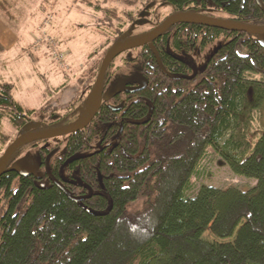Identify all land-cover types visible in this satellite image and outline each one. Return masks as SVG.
<instances>
[{
	"label": "trees",
	"instance_id": "trees-1",
	"mask_svg": "<svg viewBox=\"0 0 264 264\" xmlns=\"http://www.w3.org/2000/svg\"><path fill=\"white\" fill-rule=\"evenodd\" d=\"M104 1L113 5L102 10L98 28L114 45L138 27L146 29L137 39L144 37L180 13L264 27V0ZM107 53L81 89H68L77 92L71 97L79 107L71 104L63 114L34 121V112L13 99V85L0 84V157L13 142L2 131L5 120L19 136L77 123ZM136 76L146 78L145 89L111 96L118 82ZM263 102L260 36L177 24L121 54L110 64L101 108L88 127L50 140L52 151L37 150L41 141L27 144L6 164L0 264H264V130L253 146L248 140ZM209 149L256 185H204L187 196ZM27 153L31 167L50 159L59 169L67 160L60 173L79 184L66 190L84 200L72 201L49 180L21 176L17 164ZM209 231L215 241L205 237Z\"/></svg>",
	"mask_w": 264,
	"mask_h": 264
},
{
	"label": "rangeland",
	"instance_id": "rangeland-1",
	"mask_svg": "<svg viewBox=\"0 0 264 264\" xmlns=\"http://www.w3.org/2000/svg\"><path fill=\"white\" fill-rule=\"evenodd\" d=\"M112 5L104 0H0V38L13 42L0 54V84L13 85V99L26 113L34 112L31 115L34 121L53 111L63 114L71 104L74 108L79 107L76 98L73 99L75 95L71 97L77 92L68 89L74 90L76 86L81 89L91 67L100 62L114 45L111 37L100 33L98 28L102 24V10ZM49 19L51 23L47 26ZM144 29L145 26L138 27L127 35L126 41L137 39ZM56 53H62L65 58L62 61L57 59ZM90 108L91 103L85 111L82 110L83 117L79 121L85 118ZM254 119L248 133L252 146L264 130V102ZM2 131L9 141L19 137L8 120L3 122ZM23 149V153L29 151ZM27 158L28 153L19 162ZM204 185L220 189L237 186L248 190L256 185V181L235 175L223 164L219 154L209 149L191 180L187 196L194 197ZM4 212L5 206L0 198V219ZM205 237L211 241L216 239L210 231Z\"/></svg>",
	"mask_w": 264,
	"mask_h": 264
},
{
	"label": "water",
	"instance_id": "water-1",
	"mask_svg": "<svg viewBox=\"0 0 264 264\" xmlns=\"http://www.w3.org/2000/svg\"><path fill=\"white\" fill-rule=\"evenodd\" d=\"M177 24H197V25L221 29V30H228V31H233V32H244L249 35L260 36L261 43L264 44V27L247 26V25H243V24L225 20V19L207 18V17L198 16V15L189 14V13H180V14L172 15L162 25L158 26L156 29H154L152 32H150L148 35L144 37H141L139 39L132 40V41H124V42L116 43L109 49L100 67L99 74L94 83L91 96H90L91 108L88 114L85 116V118L82 121H79L75 124L65 126L62 128L46 130V131H41V132L25 133V134L20 135L15 141H13V143L9 146L6 152L0 157V177L2 176L4 172L6 164L8 163L10 158L19 148L27 144H31V143L38 142V141L51 140L55 138L65 137L69 134L78 132L80 130H84L86 127H88L90 123L94 120L97 112L101 108V105L103 102L104 79H105L106 73L112 61L127 51H131L133 49H137V48L146 46L148 44H152L154 41L159 39L169 28ZM160 67L164 70L163 65L160 64ZM195 76H196V72L191 77H183V76L182 77L185 79L191 80V79H194ZM170 77L180 78L178 76H170ZM130 85L139 86L136 89L130 91L132 93H136V92H139L145 89L148 85V81L146 80L145 77L140 76L131 81L118 82L114 86L115 92L117 94L123 93L127 89L126 87ZM121 133H122V130L119 132L116 138H118L121 135ZM17 169L20 175L24 177L35 174V171L29 167V164L26 161H20L17 164ZM60 186L62 190L67 194V196L72 201L81 202L84 200V198L73 197L63 187V185H60ZM89 190H90L89 197H91L92 191L91 189Z\"/></svg>",
	"mask_w": 264,
	"mask_h": 264
},
{
	"label": "flooded vegetation",
	"instance_id": "flooded-vegetation-1",
	"mask_svg": "<svg viewBox=\"0 0 264 264\" xmlns=\"http://www.w3.org/2000/svg\"><path fill=\"white\" fill-rule=\"evenodd\" d=\"M136 77H132L129 80L131 81V80L135 79ZM137 87H139V86L138 85H130V86H127L126 87L127 89L125 90V92L120 93V94H117L115 92V89H114V90H112V95L111 96H116L117 95V97L119 98V97H122L124 95V93L125 94H132V92H130V91L136 89ZM119 95H121V96H119ZM116 98H115V100H116ZM51 140H53V139H51ZM38 142L37 143L34 142V144L38 145ZM41 142H44V143L43 144H39V147H38L37 150H39L42 147H43V149H46L48 147L47 149H49L50 151H52L50 149V147H49L50 140L49 141L43 140ZM49 156L52 157L53 156V153H51ZM67 164H69V162L67 160H65V162L64 161L61 162V168L65 169V167L67 166ZM57 165H58L57 162L51 161L49 159L48 163H46V161H45L44 163L43 162L38 163L34 167L33 166L32 167L29 166L34 171H35V169H38L39 170L38 171L39 173L35 171V174L34 175H30V176L31 177H34L35 179H38L39 178L42 181L41 182L42 184L46 183L49 180L54 185H56L61 191H62V188H61L60 185H63V187L66 189V186L69 185V184H73V185H78L79 184L78 182H76V180L73 181L71 178L66 177L64 174L60 173V169L61 168L57 169L56 168Z\"/></svg>",
	"mask_w": 264,
	"mask_h": 264
},
{
	"label": "crops",
	"instance_id": "crops-1",
	"mask_svg": "<svg viewBox=\"0 0 264 264\" xmlns=\"http://www.w3.org/2000/svg\"><path fill=\"white\" fill-rule=\"evenodd\" d=\"M8 39V37H6ZM9 40V39H8ZM0 42L2 43V45L4 46L5 51L8 50L12 45L13 42L10 41L9 43L5 40H3L2 38H0Z\"/></svg>",
	"mask_w": 264,
	"mask_h": 264
},
{
	"label": "built area",
	"instance_id": "built-area-1",
	"mask_svg": "<svg viewBox=\"0 0 264 264\" xmlns=\"http://www.w3.org/2000/svg\"><path fill=\"white\" fill-rule=\"evenodd\" d=\"M52 18V17H51ZM50 19L46 22V25L48 26L49 24H50ZM41 42H42V40H41ZM54 46H56L55 44H54ZM55 57L57 58V59H59V60H63L64 58L62 57V55H60V54H55ZM62 64H64L65 65V63H62Z\"/></svg>",
	"mask_w": 264,
	"mask_h": 264
}]
</instances>
